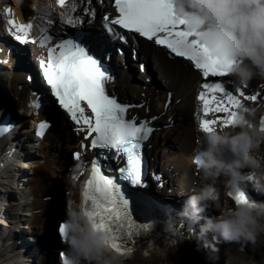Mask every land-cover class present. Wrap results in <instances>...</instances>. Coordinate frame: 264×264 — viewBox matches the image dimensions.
<instances>
[{
    "label": "snow or ice",
    "instance_id": "obj_1",
    "mask_svg": "<svg viewBox=\"0 0 264 264\" xmlns=\"http://www.w3.org/2000/svg\"><path fill=\"white\" fill-rule=\"evenodd\" d=\"M56 2L61 8H65L68 0ZM114 7L118 16L111 19L108 15L102 17L105 29L114 38L127 42L113 26H119L128 33L139 34L140 37L168 49L170 54L191 62L206 78L198 93L203 113L200 129L210 132L217 130V125L230 126L241 100L237 95L229 94L224 84L207 82V78L230 76L227 71L230 61L210 56L205 45L190 38L192 34L184 27L186 21L176 15L172 0H114ZM75 9L76 4L73 3L72 10ZM5 11L10 17L7 21L8 32L14 39L21 44L36 43V39L32 37L33 23H19L12 18V8H6ZM87 14L93 18L96 15L95 10ZM82 22V19L72 17L65 19V23L72 26ZM41 32L40 46L48 47L52 37L46 34L47 29H41ZM40 67L60 106L78 126L76 131H86L85 139L91 137L90 148L115 150L116 154L126 157L127 165L119 169V178L106 175L101 170L100 162L93 161L91 178L87 181L84 192L85 214L94 219L98 229L102 228L111 234L112 247L123 254V245L132 240L134 233L138 234L140 229L147 231L150 226L138 225L133 220L130 200L121 190L118 180L129 181L134 186L143 184L141 143L153 129L149 127L147 120L137 125L135 117L126 119L129 109L137 106L118 102L117 98L108 93L106 86L112 77L107 68L79 43L69 40L55 47H48L47 61L41 60ZM239 96L253 102L258 99L256 95L246 96L243 91H239ZM86 108L90 110V114L86 113ZM260 126L264 130V120ZM47 127V124L42 123L37 134L43 136V130ZM9 130L0 127V136ZM74 158L80 160L81 153H75ZM195 164L198 166V161ZM242 201L246 202L247 199L240 192L236 202ZM67 228V224H61L59 233L66 235ZM129 249L131 248L127 250Z\"/></svg>",
    "mask_w": 264,
    "mask_h": 264
},
{
    "label": "bare ground",
    "instance_id": "obj_2",
    "mask_svg": "<svg viewBox=\"0 0 264 264\" xmlns=\"http://www.w3.org/2000/svg\"><path fill=\"white\" fill-rule=\"evenodd\" d=\"M28 1L30 0H25L23 4L18 5L14 0H0V88L4 92H2L3 96L1 99L7 96L13 104L19 107L21 106L19 91L16 92L17 89H15L14 86L22 83L28 88L29 86L27 85L29 84L30 77L32 86L37 87V75H40V71L37 61L32 55V48L18 46L9 40L3 13H6V8H14L18 10L21 16H24V11L27 17L34 18L37 14L30 10ZM106 1L108 2L109 0ZM51 7L50 5L46 8L48 10L51 9ZM33 9H36V7L34 6ZM44 11L45 10H40V12ZM94 35L93 39L95 44L99 45L97 46L98 50L101 49V44H112L111 41L108 43L107 40H103L102 42V40H100L101 37L97 33ZM149 57L151 58L152 55L150 54ZM117 59L121 60L120 57ZM153 59L156 60L155 58ZM146 60L149 61L151 59L147 57ZM153 66L154 65L150 67V71L146 74L148 76L150 73L151 76H155L157 72L159 73L158 79L161 83V91L157 93L154 102H151V106L153 107L152 110L157 113L161 112L160 103L164 100V91L167 90L166 86L173 88L177 92L178 97H187L186 103H190L192 92H194L197 85V74L188 71H181L180 74L175 70L167 74L159 70V67L155 69ZM121 67V64L117 65L116 72L118 76L120 72V78L116 88L125 96L129 98L130 96L135 97L139 96L141 92H147L149 90V88L144 85L146 83V77L140 74L141 72L137 68V65L133 63L126 64V67L119 71ZM253 80H256L259 85L264 83V78L256 77ZM250 83L253 86L252 80ZM26 97L29 98V95L27 94ZM243 102L248 103L249 101L244 100ZM188 105L189 104H186V109H188ZM261 107H264V102H262ZM181 110L185 113L184 119L187 120L186 115L189 114L188 110ZM38 116L40 120L44 119L46 113L42 110L43 117L41 115ZM56 117L60 121L61 126H64L65 123L63 122L61 114H58ZM163 122L165 123V120H163ZM236 131H239V129H236ZM57 132L58 133H56L54 129L50 135L48 134L43 141L39 142L37 137L32 135L29 127H21V131L14 141L17 145V152L13 156V161L9 167L0 174V195L6 199L4 203L3 199L0 200V213H5L7 215L6 221L8 222V225L0 222V242L4 239V233L13 234L19 232L20 234L21 230L25 229H27V233H29L28 229H32V232L29 233L31 237H29L26 243L28 247H31L34 240L38 241V239L35 238L36 236L40 239L39 235L47 232V228L46 230L44 229V217L35 215L29 223L25 218L28 214L20 212V210L23 209L22 206L25 205V203L28 204L29 201L30 205L32 203L34 206L33 209L41 208L45 204L42 194L47 185V179L58 177L57 180H59V182L56 185L57 197L54 201V209L58 210V208H64L65 210H63L65 212L61 214H65V220L67 219L66 208L68 202L73 201L76 204L79 183L74 178L76 174L75 164L73 165L71 161L67 164L62 162L66 159L68 161L69 157L67 156V152L76 148L70 146V140L66 137L64 139L60 138L62 134L59 131ZM155 139L157 141L154 146L155 160L161 163L163 170L171 174V186L174 185V182H178L181 179L188 185L189 191L192 194L198 192L201 188L200 186L207 183L208 180H206L204 176L200 177L194 174L192 156L195 147V139L192 128L187 126H174L172 129L163 128L161 132L156 134ZM170 142L172 146H168ZM61 178H63L64 185L69 192V196L66 197L65 203H62V191L60 192L61 184L63 183L60 181ZM80 178V180H82V178L85 179V177ZM28 184L31 190L30 198L20 202L18 195L21 196V194H23ZM5 189L10 191V194H7ZM16 190L17 193L15 194ZM157 193L161 194L160 192ZM227 207H234V205L228 203ZM12 217L19 220L17 225H13L14 222H11ZM200 228H198V233H200ZM188 236L190 238L186 241H191L195 237L192 232H189ZM206 236L207 245H209L208 252L210 251L209 253L207 252L206 256L196 249L194 250L196 246L193 248L192 246L190 247V244L182 246V244L185 243H179L177 246H173L175 242L172 240H142L138 241L135 245L137 248L135 253H132L131 256L122 257V264H248L250 259L257 256V251L260 249L258 241H256L255 244L245 241L234 243V245L230 244L228 245L226 257L223 260L221 251L219 250L223 243L215 242L211 232L203 235V237ZM259 237L264 239V234H261ZM46 241L52 246L48 237ZM50 246H45V241L35 246V251L36 253L40 252V256L46 254L45 257L47 262L45 259H40V257L36 256V253L32 254V258L29 257V259L20 254L14 256L12 254L13 250L8 248L9 255L6 256L5 253H2L0 264H36L37 261L38 264H55L57 261L56 257L53 259L55 263L49 261L51 258L50 254H52L51 251H54ZM210 246L212 247L211 249ZM128 248L133 250L132 245H123V249L126 250L125 252H127ZM24 253L26 255V250H24Z\"/></svg>",
    "mask_w": 264,
    "mask_h": 264
},
{
    "label": "clouds",
    "instance_id": "obj_3",
    "mask_svg": "<svg viewBox=\"0 0 264 264\" xmlns=\"http://www.w3.org/2000/svg\"><path fill=\"white\" fill-rule=\"evenodd\" d=\"M18 5L23 0H16ZM175 13L186 21L184 27L191 39L206 46L210 56L230 61L228 74L241 87H246L256 77L264 78V0H172ZM256 109L240 105L230 127L215 131H202V145L195 155V162L206 180L198 192L185 202L180 216L204 223L200 236L208 232L219 242L255 244L264 234V202L246 201L225 207L216 217H205V204L219 201L215 180L227 177V185L240 190L241 186H253L264 190V130L254 122ZM239 129V131H236ZM230 154V158L228 155ZM14 156V149L0 158V169L6 167ZM82 172L83 164L74 166ZM250 170L244 173L242 170ZM66 235L60 233L72 252L71 257L62 254V264H122V257L131 256L112 247L111 234L98 229L94 219L85 214L84 203L68 202L66 208Z\"/></svg>",
    "mask_w": 264,
    "mask_h": 264
},
{
    "label": "rangeland",
    "instance_id": "obj_4",
    "mask_svg": "<svg viewBox=\"0 0 264 264\" xmlns=\"http://www.w3.org/2000/svg\"><path fill=\"white\" fill-rule=\"evenodd\" d=\"M37 74V73H36ZM132 97V96H131ZM172 144V143H171ZM170 144V145H171ZM59 146H61L60 144H58ZM169 146V145H168ZM172 146V145H171ZM62 159H63V157H62ZM64 159H66V158H64ZM64 164H67L69 161H67V159L66 160H63L62 161ZM64 178V177H63ZM63 178H61L60 179V181H62L63 183L61 184V187H63L64 188V191H65V195H64V197H61V198H63L62 199V201H64L65 199V197H66V193L68 192L67 191V189H66V187H65V185H64V181H63ZM58 179V177H54V178H52L51 179V181L50 182H53V181H57L56 183H58L59 182V180H57ZM60 205V204H59ZM59 207V206H58ZM64 209V208H63ZM63 209H59L58 208V210H55L54 211V216H57V215H59V214H61V213H63V212H65ZM257 241H258V245H259V247H260V249H258V251H257V256L255 257V258H253V260H251L250 259V262H248L249 264H264V239H262V237H258L257 238ZM220 243V242H219ZM221 245V244H220ZM222 247V246H221Z\"/></svg>",
    "mask_w": 264,
    "mask_h": 264
},
{
    "label": "water",
    "instance_id": "obj_5",
    "mask_svg": "<svg viewBox=\"0 0 264 264\" xmlns=\"http://www.w3.org/2000/svg\"><path fill=\"white\" fill-rule=\"evenodd\" d=\"M37 83H38V86H37L38 88L34 86L35 89H37L39 91H42L45 94L46 98H48V91L46 89L47 87L44 86V83L42 82V79H41L39 74L37 75ZM42 87H43V89H42ZM69 160H71L70 156H69ZM61 191H62L61 197H64L65 191L63 190V187H61L60 192ZM56 197H57V193H56ZM55 200H56V198H55ZM62 203H64V201ZM51 220H52V225H53L54 232H55L57 238L60 240V242L62 244H64V242H62V240H61V235H60L58 229H59V226L62 224V222L65 221V214H59L57 216H54V213H53L52 216H51Z\"/></svg>",
    "mask_w": 264,
    "mask_h": 264
}]
</instances>
